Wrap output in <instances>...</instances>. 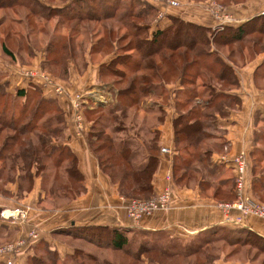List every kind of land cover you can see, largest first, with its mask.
Listing matches in <instances>:
<instances>
[{
	"label": "crops",
	"instance_id": "0c3cea01",
	"mask_svg": "<svg viewBox=\"0 0 264 264\" xmlns=\"http://www.w3.org/2000/svg\"><path fill=\"white\" fill-rule=\"evenodd\" d=\"M155 8H160V16L166 15V18L159 21V29L167 28L168 19L172 16L213 29L221 25L237 26L263 13L264 0H247L243 4L225 8L236 25L215 21L208 10L197 7L180 9L179 13L169 12L165 7L156 5ZM259 64L252 61L236 68L238 86L226 93L237 98V103L225 108L224 115L215 116V128L211 126L205 128L206 132L219 136L211 140L216 145L210 144L205 147L211 151V155H176L178 147L183 145L177 146L174 139L173 122L178 115V109L173 97L176 90L182 91L184 88L176 87L174 83L166 86V94L170 96L167 97L168 104L160 106L161 112L164 113L162 122H158L157 117L155 120L152 119L156 124L151 130H157L159 133L157 143L160 150L166 148L169 152H159V155H156L158 163L151 179V196L155 197L169 187L170 207L166 211L144 217L138 222L127 217L124 205V199L127 197L120 195L118 184L112 181L107 171L100 168L98 157L90 146L88 133L91 131V121L88 113L94 107L83 109L84 131L80 136L77 134L70 101L75 95H83L85 89L92 86L88 83V79H97V69L90 66V70L80 75L71 71L70 80H79L80 84L76 90L66 89V96L63 97H56L52 91L38 87L40 96L55 99L63 112L65 128L62 142L69 147L76 158L84 191L76 198L56 200L48 204L43 200L41 175L34 176L30 189L25 188L19 197L18 183L6 184L3 191H0V213L23 210L26 211V215L16 219H6L0 215V240L12 244L22 241L16 252L0 257V264H5L8 259L14 264H28V260L43 253L44 248L57 254L60 261L66 256L73 255L76 250H83L97 258L100 253L110 252L122 254L128 264H147L140 260L142 254L133 252L132 241L138 236L153 239L154 244L161 246L168 253L170 248H175V245L181 247L186 252L182 262H175L177 255L173 252L168 257L170 264H264V220L246 217L242 226L226 224L217 207L219 203L227 202L233 196L234 171L231 161L241 149H245L248 153L249 163L246 173L248 190L255 200L264 202V150L262 149L264 147L259 129L260 123L264 121V90L259 89L255 83V72ZM14 70L17 71L15 77L20 86L13 89V86L9 85L6 90L11 95L13 103L20 101V104L25 98L17 97V91L24 89L31 93L33 88L28 82H21L23 78L18 72L20 68L15 67ZM81 88L84 91H79ZM95 106L99 107L96 102ZM256 148H259L263 155H253ZM145 156H133V165L142 168L145 164ZM176 158L191 159L196 165L195 167L191 165L186 172L179 169L177 174L180 175L176 178L173 167ZM188 171H192L197 177L190 178L187 175ZM256 182L261 186L254 191L253 184ZM90 226L126 229L125 247L116 251L108 246L100 247L79 236L83 231L80 229ZM31 230L37 231L36 239L29 237ZM206 248H211L214 255L204 262H195L194 258L199 254L198 252ZM107 262L109 264V261Z\"/></svg>",
	"mask_w": 264,
	"mask_h": 264
},
{
	"label": "rangeland",
	"instance_id": "374dc122",
	"mask_svg": "<svg viewBox=\"0 0 264 264\" xmlns=\"http://www.w3.org/2000/svg\"><path fill=\"white\" fill-rule=\"evenodd\" d=\"M70 1L71 0H4L0 3V116L3 117L5 122L8 121L14 113L20 123H25L31 115L29 111L20 115L21 110L25 108L21 105L25 100L20 104V101L13 103L11 95L6 90L9 85L11 87L13 86V89L20 86L18 80L16 81L17 78L15 77V73L17 71L14 70L15 67L39 69L46 72L54 82L64 87L65 90H76L80 83H78L79 80H70L69 76L71 71H73L74 74L77 73L80 75L90 70V66H93L98 71V77L93 80L88 79V83H91L92 86L86 88L83 94H88L90 97L102 101L105 106L103 107V111L97 110L96 106L91 109L92 114L88 115L91 124L95 119L101 118V125H104L105 128L99 131L104 137L111 140L114 145H118L123 141L127 142L129 143L130 153L146 155L144 146L151 141L154 135L151 132V127L156 124V121L152 119L155 120L156 117L162 118L164 113L159 110L160 106L162 107L168 104L167 97L170 95L168 94L167 96L166 94L165 89L167 85L174 83L176 87H183L196 95L195 98H191V103L184 106V109L182 107V109L178 108V113H185L188 109L193 107L200 112L199 109L206 104V101H208L212 93L220 91L226 92L237 88L236 86H231L227 80L221 82L217 79L220 71L224 70L221 65L229 66L236 76V68H240L247 62L250 63L255 61L258 62V64L260 63L259 65L264 63V35H251L239 44L232 43L223 45L219 41L212 42V40L204 44L199 43L195 48L187 52V59L188 61L193 60L198 57L199 52L204 53L208 56V59L204 60L206 63L204 64V66H206L204 68L206 69L203 70V67L197 65L196 68L188 71L185 75L187 79L186 83L192 84H185L183 86L179 80L180 74L169 73L165 65H160V57L169 56L170 51L161 49L158 58V55H154L152 51L155 46L153 45L150 47L148 44L151 33L159 29V21L166 18V15L160 16V8H155L154 11H150L148 7L150 4H155L161 8L165 7L169 12L177 11L178 13L185 8L197 7L208 10L215 21L217 20L218 22L221 21L220 23L236 25L225 8L236 4H243L247 2V0H175L177 6L170 5L169 0H156L154 3H150L146 0H95L94 3H90L88 0H83V3L90 5V8L93 9L95 21L84 20L85 18H82L83 21H77L69 14L80 13L84 16V10L79 12L74 8H72V10L68 9L66 12L56 10L65 7ZM158 9L160 11H158ZM139 10L141 14H143L140 17L135 15ZM177 18L181 19L179 17ZM168 23L169 26L173 25L174 22L171 17L168 19ZM223 27L225 26H217L213 29L211 28V31L222 29ZM135 29H139L140 33L144 31L145 34L142 37H133L135 33L136 35L139 34V32H135ZM206 34L211 37V32H207ZM195 36L198 37L197 34H194V37ZM223 36L220 35L219 37ZM190 37L193 36L181 34L177 39L187 44ZM172 39L173 37L167 36L166 41ZM255 41H262V43L252 49V43ZM49 43H53V46L50 47ZM2 46L7 48L11 56H7L2 51ZM184 51L185 49L181 48L175 51L174 55H176V53H183ZM231 52L233 56L229 58L228 55ZM133 60L143 61L142 70H139L136 74L126 75V72L130 71L129 68H131V61ZM173 61L178 63L177 65L179 68L182 66L181 60L173 58ZM156 66L161 69L156 71L157 69H154ZM144 67H151V70L145 69ZM198 68L201 69L199 76H197V73H199L197 72ZM100 73H104L105 75L101 76ZM155 73H157V75L154 76V78H149V76L155 75ZM134 77H144L147 79L146 85H142L139 82L136 87L145 89L154 86V93L161 94V96H154L153 98L151 95H148L141 100L140 105L127 110L124 106L125 103L122 100L119 102L117 89H126ZM231 78L232 75L227 76V79ZM120 79L121 82L119 83H121V85H116L117 88L113 81ZM255 81L256 86L264 90V77L259 75L256 77ZM21 82L23 83L24 80H21ZM79 91L82 92L84 90L81 88ZM39 97L40 95L36 94L35 90L34 92L31 91V93L28 94L29 103L26 109L29 110L33 108ZM182 98L183 95L179 90H176L175 97H173L174 102L180 101ZM234 102L218 99L214 101L213 106L219 105L222 107H229L235 105ZM5 105L7 110L3 112V107ZM14 106L16 108L15 110L13 108ZM84 106L85 109H89L94 105L88 103ZM135 108L137 110H135ZM123 112L126 114L128 113L124 121L122 120ZM209 112L211 114L215 113L213 109ZM53 115H55V112L51 111L37 123ZM210 120L212 119H208L207 123H210ZM97 128L99 129V126H97L96 129ZM114 129L118 130V132H115ZM259 129L261 132L260 138L264 147V121L260 123ZM35 131L46 139L50 138L47 132ZM13 134L14 132H12V130H0V146L7 136ZM214 137L217 139L219 136L214 133ZM52 141L53 140H51V142ZM52 143L54 144V142ZM209 144L215 143L205 142V146L203 145V147H206V145L209 146ZM98 145L99 142H95L94 147ZM215 149H217V147ZM262 149L264 150V148ZM259 151H261L259 148L254 149L253 155H262ZM107 153H111V151H107ZM56 155H54L52 159H54ZM64 163V166H67L69 160ZM191 163V167H195V162L191 160ZM11 165L12 163L10 160L4 162L0 161V168L5 167L6 170H4L5 174L0 178V191H3V187L6 184L17 182V196L19 197V195H22L23 190L25 188L27 189V184H25L24 181L20 182L15 168L14 170H8ZM18 166H21V163L18 164ZM62 168L57 171L55 170V172L60 174L62 182L64 181L67 187L72 186L76 188L78 186L77 183H73L71 180L69 181L67 177L63 175L64 171ZM257 172L259 171L257 170ZM178 175H180V173L177 174V177ZM187 175L194 179L197 177L193 175L192 171H188ZM11 176H14L13 180H9ZM49 185H51V181L47 183V186ZM43 197V200H46L48 204H50V202L52 203L53 200H51L45 191L43 192ZM136 197L128 199L147 200L145 199L146 195H137ZM4 244L7 243L0 240V246ZM132 248L133 252L136 251V253L142 254L140 260L144 263L147 262V264H170L171 262L168 261V257L173 252L177 255V260H175V262L181 263L183 255L186 254V252L177 245H175L173 249L170 248L169 251L171 253H168L164 251L161 246L154 244L153 239L141 238V236L134 238L132 241ZM198 253L199 254L194 258L195 262H204L214 255L211 248H206ZM36 257L43 259L48 264H52V261L56 264H107V261H109V264H128L124 261L125 257L122 254L118 255L110 252L108 254L100 253L98 255L99 258H97L94 255H89L83 250H76L73 255L66 256L60 261L57 254L44 248L43 253Z\"/></svg>",
	"mask_w": 264,
	"mask_h": 264
},
{
	"label": "trees",
	"instance_id": "16d2710c",
	"mask_svg": "<svg viewBox=\"0 0 264 264\" xmlns=\"http://www.w3.org/2000/svg\"><path fill=\"white\" fill-rule=\"evenodd\" d=\"M3 1L4 0H0V3H2ZM88 2L94 3L95 0H88ZM148 7L150 8V11L155 10V6L152 4L148 5ZM72 8H74L77 12L84 10V16H82L83 14L80 13H69L71 14L70 16L74 17V20L83 21L82 18H85L84 20H96L93 9L90 8V5L83 3V0H71L65 7H61L56 10H60V12L61 10L66 12L68 9L72 10ZM135 15L140 17L143 14H141V11L139 10L135 13ZM171 19L174 22L173 25H170L164 29H157L156 31L152 32L148 40V44L150 45V47L153 45L155 46L152 51L154 52V55H158V58L160 53L159 51H161V49H167L170 51L169 56L160 57V65H165V67H167V70H169V73L180 74L179 80L183 86L185 84H192L186 83L187 79L185 75L188 71L193 70L197 67V65H200L203 68L206 67L204 66V64H206L204 60L208 59V56L202 52H199L198 57L194 58L193 60L188 61L187 59V52L195 48L197 44L208 43L210 40H212V42L219 41L223 45H229L232 43L239 44L245 41V39L250 37L251 35H264V12L244 21L237 26H225L222 29H218L215 31H211V28L178 19L177 17L172 16ZM138 30L135 29V32H139V34L136 35L135 33L133 37H142L145 34L144 31H141L140 33V30ZM207 32H211V37L206 34ZM181 34L186 36L191 35L193 37H190L189 42L187 41V44H185L181 40L177 39ZM194 34H197L198 37H194ZM220 35L224 36L219 37ZM167 36H171L173 37V39L170 41H166ZM261 43L262 41H255L254 43H252L251 48L254 49ZM49 44L50 47L53 46V43ZM181 48H184L185 51L183 53H176V55H174V52L180 50ZM2 51L7 56H11V53H9L5 46H2ZM232 54L233 53L231 52L228 57L231 58L233 56ZM173 58L181 60L182 66L180 68L177 65L178 63L173 61ZM142 64L143 61L140 60L131 61V68H129L130 71L126 72V75L136 74L139 70H142ZM221 66H223L222 68L224 70L220 71L217 79L221 82L227 80L229 84H231V86L237 87L238 80L234 75L232 69L227 65ZM156 67L154 68L157 69L156 71L161 69L160 67ZM145 69L151 70V67H146ZM205 69L206 68H204L203 70ZM197 72H199L197 73V76H199L201 69L198 68ZM255 73V79L259 75H262L264 77V63L258 66ZM100 74L101 76L105 75L104 73ZM156 75L157 73H155V75L153 74L149 76V78L152 79ZM228 75H232V78L227 79ZM26 82L31 85L30 87L33 88V92L35 90V93L39 94L38 87L40 89V86L38 84L31 81ZM113 82L115 86L121 85V83H119L121 82V79L115 80ZM139 82L142 85H146L147 79L144 77H134L126 89L118 88L116 86L118 88L117 90L118 98L120 100L119 102H121L122 100L125 103L124 106L127 110L140 105L141 100L148 95H151L153 97L161 96V94H157L156 92L154 93V86L147 87L145 89H139L138 87H136ZM27 92L24 89L17 91V97L25 98V101L22 105L25 108L21 110L20 115L25 114L27 111L31 112L30 118L27 119L25 123H20L17 120L15 113L12 114L9 120L6 122L3 117L0 116V130L7 129L14 132L13 135L7 136L0 146V161H11L12 165L8 168V170H14V168L17 170L16 172L18 174V179L20 180V182L24 181L25 184H27V190L30 189L34 176L41 175L42 191L44 190L45 193L49 195L51 200L61 201L76 198L77 196H80L84 191L83 179L82 175L77 170L75 156L70 152L69 147L64 144V142H62V139L64 138L65 128L63 112L57 105L55 99H46L42 96L39 97L37 102L34 104V107L31 108L32 110L26 109V106L29 103ZM226 92L220 91L217 93H212L211 97H209L208 101H206V104L199 109L200 112H198L197 109L193 107L188 109V111H186L185 113H178L173 122L174 139L177 146H183L178 147L179 149L176 155H211V151L203 147V145L205 144V142L212 143L211 140L214 138V134L206 132L205 128L208 126L215 128V116L218 114L224 115L223 110L227 108L219 105L213 106V103L218 99L230 102L235 101L234 104L237 103V98L232 97ZM180 93L183 95V98L180 101H176V108L178 109L182 107L184 109V106L191 103V98H195L196 95L185 88L180 91ZM212 109L215 112L213 114L209 112L212 111ZM6 110L7 109L5 105L3 107V112ZM97 110L103 111L104 109L103 107H97ZM135 110L137 109L135 108ZM51 111H54L55 115L45 119L40 123H37ZM106 112L109 113L108 111ZM91 114L92 111H89L88 115ZM127 114L125 112L122 113L123 121L127 118ZM208 119H212L209 121L210 123H207ZM156 120L158 122H162L161 117H157ZM101 122V118L95 119L91 124V131L88 133L90 146L92 147L93 152L98 157L100 168L104 171H107L112 181L118 184L120 195L127 198H135L137 195H146L145 199L152 198L151 179L158 163L156 155H159V152H161L160 147L157 143L159 136L158 131L151 130V132L154 134L151 141L148 142V144H145V146L143 144L144 142L142 143L144 149L146 150V156L144 157L145 164L142 168H137L132 163V157L136 156L137 154L132 152L130 153L129 143L123 141L118 145H114L111 140L104 137L99 131L105 128L104 125H101ZM97 126H99V129L97 128L98 130L96 129ZM35 130L47 132L50 138L46 139L44 136L38 134V132L36 133ZM114 131L118 132V130L116 129H114ZM51 140H53L52 142H54V144L51 142ZM95 142H99V145L96 147H94ZM107 151H111V153H107ZM54 155H56V157L52 159ZM67 160H69V164L67 166H64V162ZM20 163L21 166H18V164ZM191 164V159L176 158L174 160L173 166L175 174L174 177L177 178L176 174L179 169L185 170L186 172L190 168ZM60 168L63 169V175L67 177L69 181L71 180V182L77 183L78 186L76 188L72 186L67 187L66 183L64 181L62 182L60 174L58 172H55V170L57 171ZM4 170L5 167L0 168V178H2V176L5 174L6 170ZM182 176L183 175H181V177ZM13 178L14 176H11V179L9 180H13ZM50 181L51 185L47 186V183ZM259 186H261L259 182L254 183L253 190L256 191ZM232 191L233 196H231L228 201H232L235 198L234 179ZM80 230L83 231L80 232L79 236H83L84 239L98 244V246L100 247L108 246L111 249L117 251L122 250L127 242V238L125 235L126 229L90 226L82 228ZM60 232L63 233V231ZM66 233L73 234L69 232ZM103 238L105 239V241H103ZM105 242L107 243L105 244ZM28 264L48 263H46L43 259L34 256L28 260ZM52 264L56 263L52 261Z\"/></svg>",
	"mask_w": 264,
	"mask_h": 264
},
{
	"label": "built area",
	"instance_id": "2783aa9c",
	"mask_svg": "<svg viewBox=\"0 0 264 264\" xmlns=\"http://www.w3.org/2000/svg\"><path fill=\"white\" fill-rule=\"evenodd\" d=\"M150 3H154L156 0H146ZM169 4L177 6L175 0H169ZM24 81H31L38 84L45 90H50L56 97L66 96L65 89L54 82L53 79L44 71L34 68H20L18 71ZM97 101L94 97H90L88 94L75 95L70 105L74 111V121L77 130V134L80 136L84 131V119L83 109L84 105H94ZM169 150L166 148L161 149V153H168ZM248 153L245 149L239 150V152L232 159L231 163L234 171V193L235 198L232 201L221 202L217 205L218 209L223 215V221L226 224L234 226H242L243 219L246 217H253L256 219L264 220V202L255 200L248 190V180L246 177L248 169ZM171 202V189L165 188L157 196L147 199H124L125 212L129 219L134 222L141 221L144 217H149L156 212L166 211L170 207ZM1 217L9 219H16L24 217L26 211L15 210V211H2ZM29 237L32 239L37 238V231L31 230ZM22 244V241L12 244L7 243L0 246V257L10 255L17 251L18 247ZM5 264H14L12 260L8 259L4 262Z\"/></svg>",
	"mask_w": 264,
	"mask_h": 264
},
{
	"label": "water",
	"instance_id": "95a60500",
	"mask_svg": "<svg viewBox=\"0 0 264 264\" xmlns=\"http://www.w3.org/2000/svg\"><path fill=\"white\" fill-rule=\"evenodd\" d=\"M96 104H97V106H99V107H100V106H101V107L104 106V103H103L102 101H99V100L96 101Z\"/></svg>",
	"mask_w": 264,
	"mask_h": 264
}]
</instances>
